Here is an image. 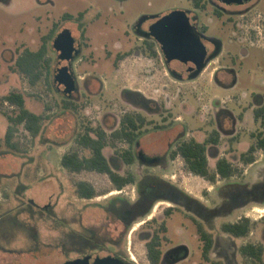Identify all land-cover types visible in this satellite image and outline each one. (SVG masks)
I'll use <instances>...</instances> for the list:
<instances>
[{
    "label": "flooded vegetation",
    "instance_id": "obj_1",
    "mask_svg": "<svg viewBox=\"0 0 264 264\" xmlns=\"http://www.w3.org/2000/svg\"><path fill=\"white\" fill-rule=\"evenodd\" d=\"M114 1L122 5L126 0ZM35 5L43 9L39 15L46 32L41 46L34 52H40L43 58L51 50L56 55L57 66L67 64L74 80V89L70 93H64L54 81L57 66L52 75L67 104L75 107L74 103L83 96L81 90H91L90 83L101 87L102 80L94 72H79V66L83 64L79 61L84 54L112 51L126 55L160 54L167 75L176 82L185 83L189 89L187 98L179 103L180 109L174 111L169 109L172 105L167 96L158 99L144 95L139 89L123 88L122 99L135 110L115 115L114 126L109 132L105 129L109 116H102L99 125L87 126L78 134L76 144L86 150L77 141L81 135L88 133L94 140H101L100 133H104L102 152L110 167L118 173V179L113 180L107 172L85 168L74 170L65 166L62 157L75 151L73 149L61 154L60 169L73 173H103L115 190L104 192L103 199L96 201L98 194L92 183L75 181L74 198L70 200L65 195L66 205L71 204L73 212L58 218L63 225L61 232L55 238L49 235L50 238L42 239L32 227L28 234L29 256L38 258L35 251L43 252L40 246L49 245L55 246L54 252L62 257L55 264L72 260H77V264H208L212 262V255L217 258L215 264H247L254 258L244 255L240 248L254 243L263 246L264 261L262 241L244 242L238 246L232 241L252 234V224L243 236L224 230L225 224L249 219L244 210H254L253 205H264V176L252 183L244 181L249 168L264 156V91L226 97L209 94L212 86L220 89L236 86L238 69L252 56L249 47L261 50L264 57V0H178L175 5L142 9L130 21L122 19V13L118 17L110 7L105 9L93 1L70 5L69 2L56 4L55 0H35ZM111 32L117 35L112 41L108 39ZM169 36L185 39L184 50L193 48L192 38L205 49L206 64L200 72L196 69L174 70L169 66L163 48V42ZM27 51L32 50L25 48L22 54ZM48 61L45 59L46 66ZM213 63L217 65L211 68L210 78L202 77ZM254 64L260 66V61L255 59ZM192 82L197 83L193 85ZM261 82L262 86H259L264 87V78ZM193 86L194 91H200L199 95L193 93ZM245 97L248 100H244ZM189 121L198 126L191 127ZM239 129L247 130L248 142L237 140ZM147 135L165 138L164 151L154 149L152 145L144 146L141 140ZM170 135L172 138L168 140ZM109 141L124 146L115 149L114 157L105 154ZM184 143L204 146L207 167L213 162L214 170L210 172L208 167V176L190 171L213 185L212 194L204 189L197 195L175 175L156 170L165 169L179 157L185 165L186 159L177 152ZM234 145L240 152L231 154ZM123 154L131 156V160ZM78 155L86 156L79 152ZM220 162L229 164L232 171L223 175L217 170ZM136 164L145 169L138 173L120 172L122 166ZM235 164L246 168L238 174ZM117 181H123V184L118 185ZM58 182L61 191L65 192L63 179ZM80 182L92 187L89 196L78 194ZM28 203L43 214L50 213L53 200L50 196L41 205L30 197ZM86 204L98 207L100 216L96 220L83 221L82 206ZM260 216L264 222V214ZM214 219H219L220 223L213 234L210 225ZM209 235L212 239L210 249ZM68 238L70 245L62 248L63 244L69 243ZM135 249L138 253H134Z\"/></svg>",
    "mask_w": 264,
    "mask_h": 264
},
{
    "label": "rangeland",
    "instance_id": "obj_2",
    "mask_svg": "<svg viewBox=\"0 0 264 264\" xmlns=\"http://www.w3.org/2000/svg\"><path fill=\"white\" fill-rule=\"evenodd\" d=\"M93 1L99 6L113 12L122 13V19L132 20L142 9L175 5L178 0H126L118 3L114 0H55L56 4L69 2L70 5H77ZM153 5V6H152ZM42 7L35 5V0H7L0 2V139L5 136L9 124L5 113L14 114L16 107L4 100V96L11 91L19 92L24 97L25 107L42 116L40 130L33 136L24 125L18 124L15 127L12 141L16 143L17 150L6 146L0 149V264H55L62 257L54 252L55 246H40L44 251L37 249L35 252L38 258L29 256L28 249L31 248L28 241V234L31 228L37 230L40 238H55L63 228L58 220L67 213L72 214L71 204L66 205L65 200L73 199V184L77 180H86L92 183L97 191V200H102L104 192L114 191L115 188L109 183L103 173L94 171L68 172L60 169V156L64 151L76 150L80 155H88L89 151L80 149L76 144L78 134L87 126L100 124L102 116H109L105 129L114 126L115 115L120 116L125 111H134L135 108L121 97L123 88L139 89L144 95L163 99L169 97L171 107L174 111L180 108V101L187 98L185 83L172 80L166 73L162 55L154 56L136 53L101 52L84 54L79 72H94L102 80L101 87L91 84V90H81L83 95L78 102L69 105L64 101L62 94L58 91L53 82L52 75L57 66L56 55L49 50L37 64H28L29 71H24L17 64V58L25 48L32 51L37 50L42 43V36L46 32L45 25L39 13ZM114 32L109 33L108 39L114 40ZM252 56L244 60L238 69V81L235 87L220 89L212 86L209 94H218L222 97L241 95L244 92L264 91L260 87L264 78V57L261 50L252 49ZM49 59L48 66L45 59ZM260 61V66L254 64ZM213 63L205 71L202 77L210 78ZM197 82H192L195 85ZM262 86V85H261ZM193 93L199 95L200 91ZM248 100V97H245ZM232 108V104H230ZM111 117V118H110ZM250 118V117H249ZM191 127L198 124L189 121ZM237 140L248 142L247 130L239 129ZM172 136L168 137L170 140ZM225 139V138H224ZM143 145L151 146L159 151H164L166 139L158 136L147 135L142 138ZM234 145L231 154L240 152ZM124 146L121 143L109 141L105 154L110 157L116 155L115 149L120 150ZM209 171L214 170L213 162L208 165ZM238 174L245 170V166L235 164ZM156 168L158 173L173 174L180 179L181 183L191 189L197 195L201 191L213 193V185L201 177L188 171L179 157L175 163L164 167ZM145 168L141 165L122 166L120 172L127 171L138 173ZM62 175H65L64 178ZM264 176V156L256 165L249 168L244 181L252 183ZM63 179L65 192L61 191L59 180ZM52 196L53 205L50 213H40L28 203L29 198L38 204L45 203ZM53 207V208H52ZM82 219L84 222H91L100 216L97 206H82ZM254 210L246 209L253 232L247 237L233 239L235 246L244 242L262 241L264 244V222L260 215L264 214V205H253ZM238 215L241 212L237 213ZM235 218V217H234ZM233 218V219H234ZM213 234L220 223L214 219ZM72 224V223H71ZM65 229H63L64 231ZM52 233V234H51ZM71 240L68 238V241ZM67 242V241H65ZM228 242V240H227ZM69 243L63 244L67 248ZM136 246V245H135ZM42 252V253H41ZM52 252V253H51ZM54 252V253H53ZM46 253H50L47 256ZM134 253H138L134 250ZM41 254V255H40ZM43 254V255H42ZM212 262L215 264L216 256L212 255ZM217 263V262H216Z\"/></svg>",
    "mask_w": 264,
    "mask_h": 264
},
{
    "label": "trees",
    "instance_id": "obj_3",
    "mask_svg": "<svg viewBox=\"0 0 264 264\" xmlns=\"http://www.w3.org/2000/svg\"><path fill=\"white\" fill-rule=\"evenodd\" d=\"M42 54L40 52L27 51L26 53L21 54L16 61V64L23 69L24 71H29L31 68H28V64L33 66L41 59ZM4 100L8 101L10 104L16 107L14 114L5 113L9 124L6 128L5 136L3 139H0V149L4 145L9 149L17 150L16 143L12 141L15 127L18 124H23L24 127L33 135L36 136L40 130V120L42 116L35 112L28 110L24 105V97L21 93L16 91H11L4 96ZM119 134V133H117ZM129 134V132H127ZM101 140H94L89 136L88 133L81 135L77 141L78 143L87 148L90 151L89 155L80 157L78 152L71 151L70 153L65 154L62 157V163L69 167L70 169L80 170V169H89L95 170L98 172H107L113 178L117 180L118 173L114 171L107 162L105 155L102 152V145L104 139V133H100ZM262 144V141L259 142ZM185 159V167L188 171H191L196 174L203 176H208V167L206 163L205 148L204 146L198 143L187 144L184 143L178 147V151ZM128 153V152H127ZM127 160H131V156L128 154H123ZM217 170L223 175H227L232 171V168L229 164L219 163L217 165ZM118 185L123 184V181H117ZM92 192V187L86 182H80L78 185V194L80 196H89ZM251 229L250 220L244 219L239 222L232 224H225L224 230L232 233L235 236H243L247 234ZM212 244L211 236H208V249H210ZM241 252L244 255L252 256L254 259L247 264H264L262 259L263 246L261 244L248 243L241 246Z\"/></svg>",
    "mask_w": 264,
    "mask_h": 264
},
{
    "label": "water",
    "instance_id": "obj_4",
    "mask_svg": "<svg viewBox=\"0 0 264 264\" xmlns=\"http://www.w3.org/2000/svg\"><path fill=\"white\" fill-rule=\"evenodd\" d=\"M166 19H168V16H166ZM183 40L185 39L176 36H169L164 40L163 48L167 63L174 70L191 71L196 69L198 73L206 64V61H204L205 49L199 44H195V39L192 38L193 48L184 50L185 43H183ZM54 81L64 93H70L74 89V80L66 63L57 66ZM65 264H77V260L68 261Z\"/></svg>",
    "mask_w": 264,
    "mask_h": 264
}]
</instances>
